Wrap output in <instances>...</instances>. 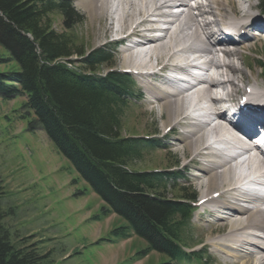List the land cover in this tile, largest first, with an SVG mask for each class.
<instances>
[{
    "label": "trees",
    "instance_id": "obj_1",
    "mask_svg": "<svg viewBox=\"0 0 264 264\" xmlns=\"http://www.w3.org/2000/svg\"><path fill=\"white\" fill-rule=\"evenodd\" d=\"M260 8L264 12V0ZM52 17H60V32ZM82 22L71 0H0V48L8 54H1L0 64L18 65V71L0 72V98H25L18 111L28 121V131L43 132L103 202L96 220L115 215L128 223L109 232L117 235L116 241H100L114 243L132 235L145 240L147 249L129 264L152 252L166 255V264H204L201 253L188 251L193 248L191 203L196 196L180 185V173L171 166L133 167L147 152L162 148L161 141L151 135L123 134L137 96L135 84L127 74L105 71L115 58L112 49L84 52L76 45ZM258 67L264 77V65ZM171 184L177 192L168 199ZM4 191L0 174V264H45L49 254L41 255L35 245L17 249L11 242L3 225Z\"/></svg>",
    "mask_w": 264,
    "mask_h": 264
},
{
    "label": "bare ground",
    "instance_id": "obj_2",
    "mask_svg": "<svg viewBox=\"0 0 264 264\" xmlns=\"http://www.w3.org/2000/svg\"><path fill=\"white\" fill-rule=\"evenodd\" d=\"M179 3L185 1L80 0L94 26V40L111 36L127 43L120 67L143 71L138 76L146 104L158 108L165 129L184 128L182 154L191 163L199 161L194 178L203 189L201 200L208 199L202 206L217 220L208 226L212 253L226 264H264V190L255 187L264 180V151L245 163H228L250 153L242 133L264 126V94L254 93L258 98L251 106L260 109L248 107L252 111L240 120L229 110L238 103L241 87L251 82L241 67L242 47L258 40L255 31L264 29V19L254 14L253 0H196L197 15L189 10L169 18L164 10ZM133 37L141 41L133 42ZM188 69L198 72L194 86L173 77ZM256 85L261 87L255 78L254 89Z\"/></svg>",
    "mask_w": 264,
    "mask_h": 264
},
{
    "label": "rangeland",
    "instance_id": "obj_3",
    "mask_svg": "<svg viewBox=\"0 0 264 264\" xmlns=\"http://www.w3.org/2000/svg\"><path fill=\"white\" fill-rule=\"evenodd\" d=\"M75 8L81 14L82 25L77 28L73 39L82 51L106 46L112 48L111 36L104 40H94V26L89 23L80 0H72ZM258 0H253L258 12ZM54 28L62 30L60 17H52ZM97 26H95L96 28ZM257 41V42H256ZM254 42V43H253ZM256 42V43H255ZM248 43V44H247ZM245 47H238L242 54V65L245 75L250 78L247 87L253 93L263 95L264 81L262 72L257 65L264 63V43L260 39L247 42ZM255 45V46H254ZM124 46L116 49L115 59L105 71L120 67L121 52ZM263 52H262V51ZM7 56V52L0 48V56ZM252 63L253 68L248 66ZM78 65H74L77 68ZM18 71L16 63L0 64V72ZM251 73L253 75H251ZM261 87L254 89V79ZM136 84L137 98L131 104L124 126L127 132L136 135L156 136L161 140L163 148H157L145 154L144 160L134 163L139 170L166 169L168 166L178 167L183 177L185 188L202 199L203 189L200 188L196 176L198 162L191 163L188 154H182L180 140L184 131L176 127L168 135L164 120L158 114L157 107L146 104L145 89L140 78L132 75ZM154 83V81H153ZM138 88V89H137ZM250 88V89H251ZM241 87L235 97V102L246 95V89ZM249 97H253L249 94ZM264 99V96L261 97ZM25 98L14 101H4L0 98V174L5 187V195L1 199V207L7 214L3 225L10 233L11 242L17 249L35 245L41 255H48L45 264H129L136 254L145 251L148 244L145 240L133 236L127 242H102L100 239L117 240V235L107 233L118 227H126L128 223L120 217H108L103 221L96 220L105 207L99 196L90 186L83 182L80 175L74 170L71 163L58 154L43 132L31 133L28 131V121L20 118V110ZM152 109L156 113H152ZM181 136V137H180ZM180 144V145H179ZM185 158H188L186 160ZM197 164V165H196ZM187 165V166H186ZM197 173H199L197 171ZM171 184L167 198L176 197V189ZM209 207L195 211L194 219L190 224L193 241L190 243L195 251H200L204 264H226L219 254L212 253L208 242L212 235L209 222L217 220L209 215ZM204 251V252H203ZM166 255L156 252L150 253L143 260L132 264H166L169 263ZM193 264H199L193 262Z\"/></svg>",
    "mask_w": 264,
    "mask_h": 264
}]
</instances>
